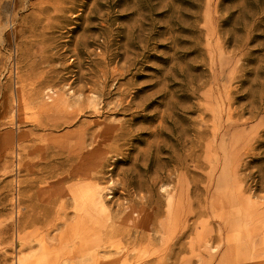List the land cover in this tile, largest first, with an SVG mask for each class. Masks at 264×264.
<instances>
[{
  "label": "rangeland",
  "instance_id": "rangeland-1",
  "mask_svg": "<svg viewBox=\"0 0 264 264\" xmlns=\"http://www.w3.org/2000/svg\"><path fill=\"white\" fill-rule=\"evenodd\" d=\"M53 260L264 264V0H0V264Z\"/></svg>",
  "mask_w": 264,
  "mask_h": 264
},
{
  "label": "bare ground",
  "instance_id": "bare-ground-1",
  "mask_svg": "<svg viewBox=\"0 0 264 264\" xmlns=\"http://www.w3.org/2000/svg\"><path fill=\"white\" fill-rule=\"evenodd\" d=\"M53 127H55V126H53ZM54 129H55V128H54ZM215 130H216V129H215ZM113 135H114V134H113ZM108 136H109V135H108ZM114 136H115V135H114ZM109 139H110V138H109ZM68 140H69V139H68ZM74 140L78 141L79 139L77 140V138H76V139H74ZM83 140H84V139H83ZM84 141H85V140H84ZM84 141H83V142H84ZM69 142H70V140H69ZM71 142H72V141H71ZM71 142H70V143H71ZM80 142H81V141H80ZM80 142H79V143H80ZM70 143L68 144V146L70 145ZM84 143H85V142H84ZM75 144H76V142H75ZM82 144H83V143H82ZM66 145H67V143H66ZM77 146L79 147V144H78ZM95 146H96V145H95ZM67 149H68V148H67ZM67 151H68V150H67ZM67 151H66V152H67ZM93 152H94V150H93ZM59 153H60V151H59ZM64 153H65V151H64ZM64 153L62 152V154H64ZM68 153H69V152H68ZM84 153H85V152H84ZM65 154H66V153H65ZM65 157H66V156H65ZM65 159H66V158H65ZM65 159H64V160H65ZM68 159H69V158H68ZM75 159H76V158H75ZM78 159H79V158H78ZM94 160H95V159H94ZM84 163H85V162H84ZM72 165H73V164H72ZM100 166H101V165H100ZM98 168H99V166H98ZM96 171H97V170H96ZM78 175H79V174H78ZM80 175H81V174H80ZM88 175H89V173H88ZM79 177H81V176H79ZM82 177H83V175H82ZM82 177H81V178H82ZM91 177H92V175H91ZM91 177L89 176V178H91ZM73 178H74V177H73ZM81 178H80V179H81ZM83 178H84V177H83ZM66 179H67V178H66ZM91 179H92V178H91ZM61 180H62V179H61ZM63 180H64V179H63ZM68 180H69V178H68ZM88 180H89V179H88ZM82 181L84 182L83 179H81L80 182H82ZM85 181H86V180H85ZM87 188H89V187L86 186V189H87ZM86 189H83V190L87 191ZM90 189H91V188H90ZM77 191H78V190H77ZM79 191H80V190H79ZM92 191H93V192H92ZM91 192H92L91 194H90L89 192H88V193L90 194L89 197H90V201H91L92 205H94V206H97V205H98V206H100L102 209H104V203H103L104 201L101 199L102 197H101V195H100V194H101L100 191H97V192H96L95 190L92 189ZM83 193H84V192H83ZM89 194H87V196H88ZM78 195H79V194H78ZM83 197H84V194H83ZM83 197H82V198H83ZM64 198H65V197H64ZM64 198H63V199H64ZM78 198H79V197H78ZM54 199H55V198H54ZM82 200H83V199H82ZM63 201H64V200H63ZM102 201H103V202H102ZM64 202H65V201H64ZM85 202H86V201H85ZM141 202H142V201H141ZM60 203H61V202H60ZM74 203H75V202H74ZM88 203H89V202H88ZM63 204H64V203H63ZM242 204H243V203H242ZM80 205H81V204H80ZM87 205H88V204H87ZM87 205H86V206H87ZM90 206H91V205H90ZM90 206H89V208H90ZM98 206H97V207H98ZM211 206H212V205H211ZM216 206H217V205H216ZM63 207H64V206H63ZM84 207H85V206H84ZM79 208H80V207H79ZM85 208H86V207H85ZM85 208H84V209H85ZM93 208H94V207H93ZM212 208H214V207L212 206ZM245 208H246V207H245ZM77 209H78V208H77ZM94 210H96V208H95ZM206 210H207V209H206ZM206 210H205V211H206ZM211 210H212V209H211ZM214 210H215V209H214ZM60 211H62V210H60ZM77 211H78V210H77ZM100 211H101V210H100ZM202 211H203V210H202ZM85 212H86V211H85ZM88 212H89V211H88ZM115 212H116V211H115ZM65 213H66V212H65ZM78 213H79V212H78ZM118 213H119V212H118ZM195 213H196V212H195ZM81 214H82V213H81ZM81 214H80V215H81ZM83 214H84V213H83ZM83 214H82V216H83ZM86 214H87V213H86ZM121 214H122V213H121ZM183 214H184V213H183ZM193 214H194V213H193ZM75 215H76V214H75ZM80 215H79V216H80ZM112 215H113V214H112ZM82 216H80V217H82ZM85 216H86V215H85ZM140 216H141V215H140ZM142 216H143V214H142ZM61 217H62V216H61ZM197 217H198V215H197ZM119 218H120V217H119ZM226 218H227V217H226ZM55 219H56V218H55ZM80 219H81V218H80ZM149 219H150V218H149ZM223 220H224V219H223ZM229 220H230V219H229ZM63 221H64V220H63ZM133 221H134V220H133ZM144 221H145V220H144ZM196 221H197V219H196ZM227 221H228V220H226V222H227ZM139 222H140V221H139ZM178 222H179V221H178ZM191 222H192V221H191ZM219 222H220V221H219ZM232 222H233V221H232ZM134 223H135V222H134ZM141 223H142V222H141ZM132 224H133V223H132ZM224 224H225V223H224ZM224 224H223V225H224ZM232 224H233V223H232ZM234 224H236V221L234 222ZM226 225H227V223H226ZM237 225H238V224H237ZM108 226H109V225H108ZM119 226H120V225H119ZM178 226H179V224H178ZM195 226H196V225H195ZM218 226H219V225H218ZM229 226H231V225H229ZM111 227H112V230H113L114 227H113V226H111ZM115 227H116V226H115ZM136 227H137V226H136ZM147 227H148V225H147ZM147 227H145V228H147ZM151 227H152V226H151ZM154 227H155V226H154ZM158 227H159V226H157V228H158ZM187 227H188V226H187ZM220 227H221V226H220ZM222 227H223V226H222ZM76 228H77V227H76ZM149 228H150V226H149ZM152 228H153V227H152ZM157 228H156V229H157ZM77 229H78V228H77ZM106 229H107V228H106ZM108 229H109V228H108ZM128 229H129V228H128ZM130 229H131V228H130ZM130 229H129V230H125V231H124V229H123V230H122L123 232L120 230V231L122 232V234H121V232L118 230V232L116 231V232L118 233L117 235H115V234H116L115 231L113 232V231L110 229V230H111L110 233L113 232V234H111V235H112L111 237L118 236V235H119V236L121 235L122 237L126 236L128 240H130L131 238H133V241L135 242V240H137L138 238H139V239H141V237H144V238H145V236H144V232H145L148 228H147L146 230L144 229L145 231L142 232L141 234H139L140 232H137L138 230H137V231L134 230L135 232H133V231H131ZM150 229H151V228H150ZM153 229H154V228H153ZM106 231H107V230H106ZM147 231H148V232H145V234H146V236H149L151 232H150L149 230H147ZM154 232H155V231H154ZM160 232H161V231H160ZM221 232H222V231H221ZM107 233H108V232H107ZM110 233H109V234H110ZM155 233H157V231H156ZM176 233H177V232H176ZM180 233H181V232H179V230H178L177 237H176V243H177L178 246H181V245H180V240H181V236H182V235H180ZM182 233H183V232H182ZM109 234H108V235H109ZM103 235H104V234H103ZM99 236H100V235H99ZM106 236H107V235H106ZM109 236H110V235H109ZM81 237H82V236H81ZM76 238H77V237H76ZM105 238H106V237H105ZM234 238H235V237H234ZM82 239H83V238H82ZM82 239L80 238V239H78V240H79L78 242L71 244V248H70V250H69V251H68V250H65V251H64V254H65V253L68 254V253H70V251H71V252L74 251L75 253H76V252H77V253L82 252V250L85 249V248H84V245H86V244L83 245V242H82L83 240H82ZM106 239H107V238H106ZM125 239H126V238H125ZM161 239H162V238H161ZM104 240H105V239H104ZM85 241H86V240H85ZM85 241H84V242H85ZM108 241H109V239H108ZM138 241H139V240H138ZM149 241H150V240H149ZM149 241H148V242H149ZM129 242H130V243H128V244H130V245H131V243H133V242H131V241H129ZM160 242H161V241H159V243H160ZM86 243H87V242H86ZM92 243H93V242H92ZM145 243H146V241H145ZM165 243H166V242H165ZM165 243L163 242V244H165ZM174 243H175V242H174ZM107 244H108V242H107ZM136 244H137V243H136ZM149 244H150V243H149ZM168 245H170V244H168ZM174 245H175V244H174ZM151 246H152V245H151ZM217 246H218V245H217ZM126 247H127V246H126ZM130 247H131V246H130ZM135 247H136V246H135ZM137 247H138V246H137ZM148 247H149V246H148ZM164 247H165V246H164ZM166 247H169V246H166ZM176 247H177V246H175V248H176ZM59 248H60V247H59ZM101 248H102V246H101ZM152 248H153V247H152ZM169 248H170V247H169ZM169 248H168V249H169ZM177 248H179V247H177ZM98 249H99V248H98ZM117 249H118V248H117ZM127 249H128V248H127ZM162 249H164V248H162ZM162 249H160L159 251H161ZM168 249H167V250H168ZM170 249H171V248H170ZM172 249H173V248H172ZM172 249H171V250H172ZM94 250H95V249H94ZM139 250H140V249H139ZM174 250H175V249H174ZM174 250H173V251H174ZM177 250H178V249H177ZM179 250H180V249H179ZM103 251H104V250H103ZM169 251H170V250H169ZM180 251H181V250H180ZM180 251H179V252H180ZM118 252H119V251H118ZM124 252H125V251H124ZM129 252H131V251H129ZM162 252H163V251H162ZM164 252H167V253H164V254L162 253V254H163V257H162L161 260H163L164 258L167 259V258H170V256H173V255H169L170 252H168V251H164ZM56 253H57V252H56ZM88 253H90V252H88ZM93 253H94V252H93ZM220 253H221V252H220ZM53 254H54V253H53ZM64 254H63V255H64ZM100 254H101V253H100ZM124 254H125V253H124ZM171 254H172V253H171ZM63 255H62V256H63ZM71 255H72V254H71ZM101 255H102V254H101ZM168 255H169V256H168ZM236 255H237V254H236ZM54 256L57 257L56 254H54ZM95 256H96V255H95ZM104 256H105V255H104ZM107 256H108V255H107ZM114 256H115V255H114ZM117 256H119V255L117 254ZM117 256H116V257H117ZM222 256H223V255H222ZM129 257H130V256H129ZM137 257H138V256H137ZM160 257H161V256H160ZM173 257H174V256H173ZM58 258H59V257H58ZM58 258H57V259H58ZM102 258H103V257H102ZM102 258H101V259H102ZM107 258H108V257H107ZM110 258H111V257H110ZM113 258H114V257H113ZM144 258H145V257H144ZM144 258H142V259H144ZM222 258H224V257H222ZM108 259H109V258H108ZM111 259H112V258H111ZM119 259H120V258H119ZM126 259H127V258H126ZM159 259H160V258H159ZM105 260H107V259H105ZM223 260L225 261V259H222V260H221V263H222ZM226 260H227V259H226ZM61 261H63V259H62ZM61 261H60V262H61ZM163 261L166 262V260H163ZM210 261H211V260H210ZM53 262H55V261L53 260ZM144 262H145V261H144ZM226 262H227V261H226ZM232 262H233V261H232ZM58 263H59V261H58ZM58 263H57V264H58ZM103 263H104V262H103ZM141 263H142V262H141ZM221 263H220V264H221ZM53 264H54V263H53ZM55 264H56V262H55ZM97 264H98V263H97ZM100 264H102V263H100ZM145 264H146V263H145ZM157 264H158V263H157ZM161 264H165V263H161ZM190 264H191V263H190ZM215 264H216V263H215Z\"/></svg>",
  "mask_w": 264,
  "mask_h": 264
}]
</instances>
